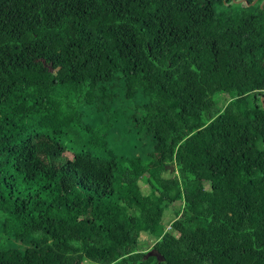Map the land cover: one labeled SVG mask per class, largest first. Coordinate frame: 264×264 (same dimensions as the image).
<instances>
[{"label": "trees", "instance_id": "16d2710c", "mask_svg": "<svg viewBox=\"0 0 264 264\" xmlns=\"http://www.w3.org/2000/svg\"><path fill=\"white\" fill-rule=\"evenodd\" d=\"M253 1L0 0V264H264Z\"/></svg>", "mask_w": 264, "mask_h": 264}, {"label": "rangeland", "instance_id": "374dc122", "mask_svg": "<svg viewBox=\"0 0 264 264\" xmlns=\"http://www.w3.org/2000/svg\"><path fill=\"white\" fill-rule=\"evenodd\" d=\"M224 97H225V95H223V94H217V95L215 96L214 99L217 101V107H220V108L222 107V105H223V103H224V102H223ZM262 99H263V98H262ZM262 99H261V100H262ZM64 155L70 158L71 153L67 152V153H65ZM151 173H152L154 176H157V175H158V172H157L156 169H155V170H151ZM142 189H143L144 191H146V190H147V186H146V185H143V186H142ZM169 211H170V209L167 210V211H165V216H164V221H165V222H168V221H169V220H167V218H165V217L169 216V215H168V214L170 213ZM166 230L169 231V230H170V227L168 226ZM175 235L178 236L177 233H175ZM141 238H145V236H144V235H141ZM180 243H181L183 246H185L186 248H190L191 240L180 238ZM147 244H148L149 246H151V242H147ZM81 264H98V263H95V262H92V261H89V260H82V261H81Z\"/></svg>", "mask_w": 264, "mask_h": 264}, {"label": "water", "instance_id": "95a60500", "mask_svg": "<svg viewBox=\"0 0 264 264\" xmlns=\"http://www.w3.org/2000/svg\"><path fill=\"white\" fill-rule=\"evenodd\" d=\"M255 2H256V0L253 1L251 3V5L255 4ZM166 168H170V172H172L174 170V167H171V166L170 167H166ZM147 256H154V257H157L158 258L159 257V254H158V252L156 250L152 249V250L148 251Z\"/></svg>", "mask_w": 264, "mask_h": 264}]
</instances>
